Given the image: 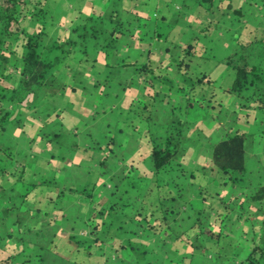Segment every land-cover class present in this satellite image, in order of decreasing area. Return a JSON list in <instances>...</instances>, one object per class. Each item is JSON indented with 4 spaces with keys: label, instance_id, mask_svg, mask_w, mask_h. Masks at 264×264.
Masks as SVG:
<instances>
[{
    "label": "crops",
    "instance_id": "1",
    "mask_svg": "<svg viewBox=\"0 0 264 264\" xmlns=\"http://www.w3.org/2000/svg\"><path fill=\"white\" fill-rule=\"evenodd\" d=\"M259 1L42 0L49 77L22 104H0L10 112L0 131V264H251L253 239L264 242V210L251 200L264 185V107L249 88L228 92V60L263 41L264 21L249 13ZM231 20L233 34L220 32ZM68 40L69 53L54 50ZM239 56L264 67V55ZM20 69L6 71L0 96ZM180 123L184 150L156 173L150 149ZM235 132L245 135L244 171L233 186L211 156ZM161 204L174 207L166 224L132 222L162 217Z\"/></svg>",
    "mask_w": 264,
    "mask_h": 264
},
{
    "label": "trees",
    "instance_id": "2",
    "mask_svg": "<svg viewBox=\"0 0 264 264\" xmlns=\"http://www.w3.org/2000/svg\"><path fill=\"white\" fill-rule=\"evenodd\" d=\"M214 1L198 0V3L209 9L214 5ZM236 13L238 14L239 12ZM43 14L45 12L42 0H0V51L4 47L5 50L2 55L13 54V48L18 47L17 41L21 43L23 48L20 55L21 69L18 86L9 89L5 95H1L0 104L5 99L13 104H22L26 97L33 93L35 89L43 86L49 77L52 61L46 58V54L41 52L45 26L38 25L36 31L29 33L21 29L18 24L20 18H30L33 22H36ZM84 36V34L79 35L82 38ZM14 37L17 40H14ZM83 42L84 39H81L80 44H83ZM259 42L262 43V40ZM74 43V41L68 40L65 44L70 46V48H67V50L63 48L64 45L57 43L54 46V50H60L61 54L69 53ZM82 52L84 53L85 51L82 50ZM235 58L232 57L228 60L229 65L235 72L233 85L228 92H238L242 87L249 88L251 90V94L249 95L252 97L251 100H255L259 106L264 107V67L250 66L244 59L239 63L241 57L239 59ZM4 89L7 90V87ZM203 103L204 100L203 102H198L200 107H202ZM9 114L10 112L7 111L1 112L0 131L4 130V120ZM188 128L189 125L185 123H180L170 128L167 131L164 146L162 148L150 149V157L156 173L170 166L177 154L184 150L182 137ZM244 139L245 135L243 133L235 132L232 135H228L225 140L214 145L212 150V164L221 173L224 182L231 183L233 186L235 175L244 171ZM251 200L258 204V206L256 205L257 209L264 210V185H260L256 189L251 196ZM161 206H163L161 209L162 217L153 219L154 213H145L143 215L138 213L132 218V222H135L142 229H154L153 223L156 221L159 225L162 223L166 224L167 217L171 214L174 207L166 204H161ZM91 228V233H93L94 228H96L95 223H91ZM207 233L215 239L219 237L218 234L214 236L210 232ZM195 234L198 235L200 232L195 231ZM260 236L264 239V232ZM260 244L253 239V248L246 259L251 264H261V261L264 259V242L262 245ZM38 258L41 259L40 254H38ZM216 258L215 256L214 259Z\"/></svg>",
    "mask_w": 264,
    "mask_h": 264
},
{
    "label": "rangeland",
    "instance_id": "3",
    "mask_svg": "<svg viewBox=\"0 0 264 264\" xmlns=\"http://www.w3.org/2000/svg\"><path fill=\"white\" fill-rule=\"evenodd\" d=\"M38 1V0H37ZM263 3V4H262ZM257 10L254 11H250V19L251 20H254V21H264V0H261L259 1V3H257ZM216 7L215 5H213V8ZM261 9H260V8ZM216 14L215 16L217 17V19L219 21H222L220 16H219V12L217 10H215ZM254 12V13H253ZM240 14V13H238ZM238 14L236 13L235 14V18L238 19V18H241V16H238ZM243 14L246 15L245 12L242 11V16ZM247 16V15H246ZM234 16H232L230 19H232ZM50 17L49 15H46V14H43L39 17V19L36 21L37 25L41 26V25H44V26H47L48 23H50ZM53 21L56 22V18L54 17L53 18ZM26 23H28V21H25L23 18H20V20H18V24H19V27L21 28L22 26H24ZM226 24H230V26H232V31H230V29L228 27H223V24L221 25V23L219 24V27L220 28V25L222 26L219 30L220 32H223V33H231L233 34L234 30H236V27L239 26V24H237L235 21H230V22H227ZM27 31V30H26ZM16 38L14 37V40ZM17 40V39H16ZM18 44V47L17 48H13L14 52L13 54H11V58L8 57H3L2 53L4 52V47H3V50L0 51V87L1 85L3 84L1 82V79L2 77H7V74H6V71L10 68L12 69H15L16 67H20L21 66V59H20V55L23 51V48H22V45L21 43H18V41L16 42ZM258 42V44H247V45H244L243 47H238L237 50H236V58L235 59H239V55H264V39L262 41V43Z\"/></svg>",
    "mask_w": 264,
    "mask_h": 264
}]
</instances>
